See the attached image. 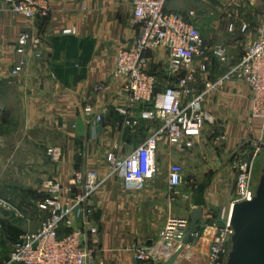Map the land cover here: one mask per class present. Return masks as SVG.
Masks as SVG:
<instances>
[{
    "label": "crops",
    "instance_id": "1",
    "mask_svg": "<svg viewBox=\"0 0 264 264\" xmlns=\"http://www.w3.org/2000/svg\"><path fill=\"white\" fill-rule=\"evenodd\" d=\"M49 1L48 18L31 20L0 0V225L7 208L5 184L11 181L6 180L3 168L21 166L22 157L34 160L38 140H44L47 148L62 150L54 177L57 182L66 183L74 170H95L100 179L104 178L110 152L128 156L161 128L160 122L142 118L144 106L136 105L128 114L120 112L128 108V93L127 78L115 73L117 52L133 47L138 36L131 0ZM203 1L210 8L217 7L218 0ZM221 6L224 23L220 33L231 40L222 44L232 60H237L264 22V0H223ZM190 13L195 14L194 10ZM66 28H76L77 32L64 34ZM24 31L40 41L41 59L31 52L18 53V39ZM150 55V69L165 86L170 81L165 74L168 54L161 49ZM23 58L27 66L15 77L11 72ZM196 69L195 87L204 91L213 83L207 80L209 72L204 73L199 63ZM250 96L251 89L241 81L216 86L207 94L210 118L193 147L180 149L170 143L166 134H161L156 173L143 188H131L115 177L101 186L92 199L96 207L92 222L99 232L89 241L97 264H159L138 261L131 248L158 243L170 217L190 219L198 206L204 208L198 237L189 245L169 247L168 254L182 248L174 264H208L216 229L232 210L237 191L231 184L238 174L235 166L248 149L243 144L249 136L261 138L264 133V124L251 116ZM87 107L96 114L104 110L96 133L92 129L93 118L84 112ZM192 158L202 167L199 171L203 172V179L206 172H212L213 185L199 203L195 201V189L187 190L183 184L172 189L169 185L170 165L188 167ZM220 169L229 183L226 192L216 184L220 183ZM159 172L164 174L158 175ZM8 253L0 251V261L7 259Z\"/></svg>",
    "mask_w": 264,
    "mask_h": 264
},
{
    "label": "built area",
    "instance_id": "2",
    "mask_svg": "<svg viewBox=\"0 0 264 264\" xmlns=\"http://www.w3.org/2000/svg\"><path fill=\"white\" fill-rule=\"evenodd\" d=\"M5 2L13 12L31 20L46 19L51 12L49 0ZM131 2L134 8L132 21L138 27V36L133 47L121 48L117 52L115 73L127 78L125 89L128 93V108L120 112L128 114L134 106H144L142 118L160 122L161 128L128 156L110 152L107 155L108 173L102 179L97 171L85 169L74 170L66 183L49 180L45 185L44 198V205L49 210L47 217L37 231L23 234L0 264H97L95 252L89 246L91 237L99 232L92 222L96 212L92 203L94 195L109 178L114 177L122 179L131 188H143L156 173L161 134H166L170 143L180 149L193 147L208 121L207 94L216 86L231 80L247 84L251 89V116L264 124V22L258 26L255 39L239 59L232 60L224 45L216 46L214 54L228 66V70L217 83L198 91L195 87L198 75L196 62L206 55L199 28L181 14L168 11L169 0ZM76 32V28L63 30L67 35ZM18 43L19 54L31 52L35 58L41 59L40 41L30 32H22ZM161 49L169 58L165 74L170 81L165 86L150 69V54ZM26 66L27 60L23 58L11 74L20 76ZM202 69L203 72L207 70L206 66ZM84 112L93 118L92 129L96 133L104 110L96 114L92 107H87ZM47 154L52 162L58 163L62 159L59 147H48ZM235 168L238 178L233 204L251 201L255 194L252 164L241 160L237 161ZM184 174L181 164L170 165L169 185L172 189L183 184ZM230 218L231 213L216 229L208 264H225L234 233ZM189 228L190 219L172 216L161 230L158 243L133 246L131 252L140 262L163 263L172 255L168 254V248L183 244Z\"/></svg>",
    "mask_w": 264,
    "mask_h": 264
},
{
    "label": "rangeland",
    "instance_id": "3",
    "mask_svg": "<svg viewBox=\"0 0 264 264\" xmlns=\"http://www.w3.org/2000/svg\"><path fill=\"white\" fill-rule=\"evenodd\" d=\"M222 1L218 0L216 8L206 6L203 0H169L167 5L169 10L181 14L199 28L206 46V55L204 58L197 60L196 64L199 63L201 66H208V70L204 73L209 72L207 74V80L213 84L217 83L228 70V66L214 54L217 45L231 41L227 40L223 33H220V28L224 23V14L221 11V9L224 10L221 8ZM192 10L195 12L194 15L190 13ZM208 118H210L209 114ZM23 123V121L22 123L20 122V126ZM243 147L248 149L242 154V159L252 164L253 187L257 190L264 176V133L261 138L256 135L249 136L246 139V143L243 144ZM209 154L211 153L209 152ZM22 158H24V163H21V166L3 168V175L6 177V180L8 181V178L11 180L5 184V196L8 198L4 200L7 208L5 209L6 212L5 215L3 214V218H5V221H9L11 224L13 223L26 234L37 231L49 213L48 208L44 205L45 185L49 180H55L54 175L60 162L56 163L51 161L47 154V145L44 140H38L34 160L30 156ZM198 165L199 163L196 159L192 158L188 162V167L184 166L185 175L182 185L187 190L189 188L196 190L197 195L195 201L197 203L203 201V193L208 187L213 185L212 172H206L203 179L201 177L203 176V172L199 171L202 167ZM50 170L53 171L52 174H49ZM221 172L222 169L219 172L220 183L216 182V184L220 186L222 191L226 192L229 183L228 180L225 181ZM161 173L159 172L158 175ZM18 177L26 178L17 182L15 178ZM237 178H234L235 183L231 182V184L235 185L236 189ZM0 228V251L7 253L11 250L12 244L6 239L2 225H0Z\"/></svg>",
    "mask_w": 264,
    "mask_h": 264
},
{
    "label": "water",
    "instance_id": "4",
    "mask_svg": "<svg viewBox=\"0 0 264 264\" xmlns=\"http://www.w3.org/2000/svg\"><path fill=\"white\" fill-rule=\"evenodd\" d=\"M204 218V208L198 206L190 214V228L183 240L189 245L196 240L197 229ZM234 233L225 264H264V176L251 201L233 204L230 218ZM182 248L162 264H174Z\"/></svg>",
    "mask_w": 264,
    "mask_h": 264
},
{
    "label": "trees",
    "instance_id": "5",
    "mask_svg": "<svg viewBox=\"0 0 264 264\" xmlns=\"http://www.w3.org/2000/svg\"><path fill=\"white\" fill-rule=\"evenodd\" d=\"M3 233L8 241L16 243L24 234L23 230L11 224L9 221H2Z\"/></svg>",
    "mask_w": 264,
    "mask_h": 264
}]
</instances>
